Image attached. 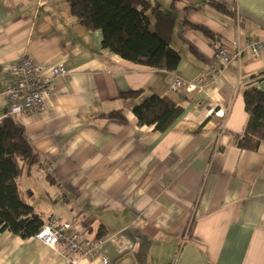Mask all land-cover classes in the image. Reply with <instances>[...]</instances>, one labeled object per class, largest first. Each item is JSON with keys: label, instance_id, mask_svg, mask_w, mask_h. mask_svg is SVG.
<instances>
[{"label": "crops", "instance_id": "0c3cea01", "mask_svg": "<svg viewBox=\"0 0 264 264\" xmlns=\"http://www.w3.org/2000/svg\"><path fill=\"white\" fill-rule=\"evenodd\" d=\"M149 1L175 16L173 72L111 54L64 0H0V92L22 58L68 70L41 111L13 117L42 160L18 178L20 194L44 223L58 215L87 242L109 239L103 257L69 263L0 231V264H264V138L255 151L233 142L246 121L244 90L264 91V53L255 60L247 48L264 37V0H216L228 14L208 0ZM218 49L229 61L214 82L170 91L175 78L195 83L207 74ZM132 90L142 95L118 99ZM152 95L183 108L164 133L132 113ZM6 107L2 97L0 116ZM111 111L125 120L107 118Z\"/></svg>", "mask_w": 264, "mask_h": 264}, {"label": "trees", "instance_id": "16d2710c", "mask_svg": "<svg viewBox=\"0 0 264 264\" xmlns=\"http://www.w3.org/2000/svg\"><path fill=\"white\" fill-rule=\"evenodd\" d=\"M64 1L83 26L102 33V48L111 54L156 70L173 72L177 69L180 55L170 46L175 16L162 11L159 3L149 0ZM208 5L221 13H229L216 0H208ZM203 33L210 40L214 37L206 30ZM141 95V90H132L120 93L118 99L130 101ZM243 101L246 121L241 134L233 136V142L241 150L255 151L264 138V91L249 86L243 92ZM182 112L183 108L167 96H148L132 107L139 126H152L159 133L166 132ZM106 117L125 120L123 111H111ZM36 165H42V160L28 142L24 127L13 117L1 119L0 231L22 239H29L45 224L23 200L17 184L18 178L29 174ZM46 179L56 182L49 172Z\"/></svg>", "mask_w": 264, "mask_h": 264}, {"label": "built area", "instance_id": "2783aa9c", "mask_svg": "<svg viewBox=\"0 0 264 264\" xmlns=\"http://www.w3.org/2000/svg\"><path fill=\"white\" fill-rule=\"evenodd\" d=\"M252 59H258L264 53V37L260 40H250L247 44ZM229 61L225 49L215 52L212 67L207 74L201 75L195 83H186L180 78H175L170 85V91L178 88L192 90L197 86L212 83L218 77L221 68ZM11 78L0 92V99L7 101L6 111L0 116L5 117L27 116L31 112L41 111L44 107L45 95L54 89V80L68 76V70L62 64L44 68L33 63L28 58H22L9 67ZM50 247L69 263L76 262V256L86 258L103 257L102 246L109 239L98 238L85 241L82 231L72 221L61 216H51L41 229L29 239ZM106 263V260L103 258Z\"/></svg>", "mask_w": 264, "mask_h": 264}]
</instances>
